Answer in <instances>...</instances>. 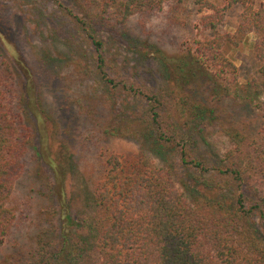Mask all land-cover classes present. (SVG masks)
Instances as JSON below:
<instances>
[{
  "label": "trees",
  "instance_id": "1",
  "mask_svg": "<svg viewBox=\"0 0 264 264\" xmlns=\"http://www.w3.org/2000/svg\"><path fill=\"white\" fill-rule=\"evenodd\" d=\"M47 1L76 31L77 39L66 45V59L31 47L26 64L29 58L19 52L20 80L0 50V245L20 213L12 201L14 180L39 162L51 174L42 171L40 183L46 225L29 248L13 243L6 264H264V98L251 116L241 109L232 96L237 69L224 50L254 34L250 85L264 90V0H190L198 12H206L194 24L198 37L183 41L170 55L179 70L171 73L164 64L163 80L151 84L137 73L138 65L147 55L164 62L168 57L155 47L160 41L151 38L142 18L165 3L173 17L182 0ZM232 6L239 12L227 32L223 17ZM127 46L137 51L136 59L122 54ZM62 60L69 73L92 81L95 95L84 96L83 103L65 100L60 110L71 106L76 113L53 122L56 148L50 150L45 133L32 145L28 116L42 124L41 91ZM56 79L63 89L70 87L65 78ZM116 94L131 98L134 106L115 113L110 104ZM76 118L92 129L84 145L114 135L117 125L120 136L163 153L160 164L152 165L138 153L99 150L80 171L89 223L81 234L68 189ZM207 126L229 143L216 163L194 155L188 143L192 129L201 132Z\"/></svg>",
  "mask_w": 264,
  "mask_h": 264
},
{
  "label": "rangeland",
  "instance_id": "2",
  "mask_svg": "<svg viewBox=\"0 0 264 264\" xmlns=\"http://www.w3.org/2000/svg\"><path fill=\"white\" fill-rule=\"evenodd\" d=\"M64 3L65 0H59ZM216 4L218 1L213 0ZM41 11V12H40ZM40 12L38 16L33 14ZM239 12L238 6H232L227 9L223 17V29L232 32L236 24V18ZM205 11L198 12L190 0H182L180 7L171 16L170 7L165 3L162 9L153 12L142 20L146 31H151L153 40L160 41L155 45L162 50V55L168 57L167 60L161 57L151 58L149 55L143 60V65H138L137 73L145 77L149 84L161 82L164 78L165 65L168 66L171 73L177 72V60L172 56L183 41L191 37H198L194 24L197 23L200 15ZM136 19H131L129 25ZM73 25L61 15L59 9L52 1L37 0H0V50L9 59L14 74L20 80L22 71L17 64L15 57L19 52L26 54L31 63V47L44 53L48 51L54 59H66V45L76 38ZM254 34H247L236 47L226 45L224 50L226 55L235 65L236 84L232 91V96L246 110L248 116L255 112V104L263 100L264 90H254L250 81L254 76L252 64L251 44L254 41ZM140 46V45H139ZM134 48V47H133ZM131 46H127L122 54L130 60L138 57L137 51ZM137 49V48H136ZM140 50V47L138 48ZM135 50V51H134ZM144 49H141V51ZM149 50V49H148ZM152 50V49H151ZM121 54V56H122ZM60 67L52 68V78L48 79L41 91V100L45 115L43 122L39 125L35 118L28 116V120L33 129L32 145L39 144L41 133H45V138L50 146V150L55 149V143L51 138L53 122H64L65 117L71 119L76 113V107L69 106L68 109L60 110L65 105V100L73 98L76 102L83 103L84 96L95 95L91 89L90 80L81 73H69V67L64 65L63 60ZM150 69L145 71L144 68ZM185 70V68L183 69ZM56 74V75H55ZM56 76L65 78L70 87L66 90L60 86ZM70 97V98H69ZM110 104L115 113L122 112L124 109H131L133 105L131 98L115 95ZM77 120V121H76ZM72 123L71 133L73 135V154L71 157V167L69 175L70 195L73 197L70 207L71 216L77 225V233L81 234L88 230V202L83 199V181L80 174L81 168L88 166L95 161L94 156L99 150L103 152H112L117 155L125 153H138L145 161L152 165H159L160 159H163L162 152H156L150 145L144 141L139 145L138 141L120 136L119 129L116 127V133L105 140H96L95 138L83 144L86 133H91L92 129L87 124L83 125L81 119L76 118ZM57 130V128H56ZM55 130V131H56ZM123 133V131H122ZM96 142V143H95ZM189 146L196 156H202L207 163H216L222 153L229 147L228 140L219 130H213L210 126L204 127L201 132L192 129L189 138ZM55 147V148H54ZM39 166L32 169V172H25L16 178L13 182L12 201L18 205L20 213L17 212L14 226L11 234L0 245V264H6V259L12 249L11 245L16 243L18 246L29 248L34 244L39 230L46 225L41 217V208L44 206L45 197L41 194L40 183L43 181V174L51 175L50 169L42 162ZM43 169V170H42ZM44 173H43V172ZM44 174V175H45ZM87 218V219H86ZM57 222L54 221V225ZM86 224V227L81 225ZM75 229V231H76ZM52 232L56 233V229ZM88 240L94 239V235L88 231Z\"/></svg>",
  "mask_w": 264,
  "mask_h": 264
}]
</instances>
